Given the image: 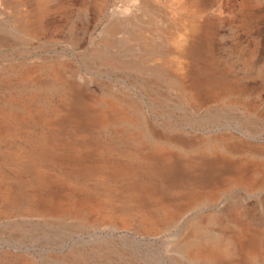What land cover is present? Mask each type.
<instances>
[{"label": "rangeland", "instance_id": "obj_1", "mask_svg": "<svg viewBox=\"0 0 264 264\" xmlns=\"http://www.w3.org/2000/svg\"><path fill=\"white\" fill-rule=\"evenodd\" d=\"M0 264H264V0H0Z\"/></svg>", "mask_w": 264, "mask_h": 264}, {"label": "bare ground", "instance_id": "obj_2", "mask_svg": "<svg viewBox=\"0 0 264 264\" xmlns=\"http://www.w3.org/2000/svg\"><path fill=\"white\" fill-rule=\"evenodd\" d=\"M187 3H188V2H187ZM143 4H144V3H143ZM144 5H145V4H144ZM187 27H188V26H187ZM165 31H166V30H164V32H165ZM166 32H167V31H166ZM172 32H173V31H172ZM184 33H185V32H184ZM140 34H141V33H140ZM166 34H167V33H166ZM133 35H134V34H133ZM179 35H181V34H179ZM179 35H178V36H179ZM188 35H189V34H188ZM130 37H131V35H130ZM136 37H137V36H136ZM143 37H144V36H142V38H143ZM162 37H163V36H162ZM164 37H165V36H164ZM169 37H170V36H169ZM190 37H191V36H190ZM144 38H145V37H144ZM187 38H188V37H187ZM130 39H131V38H130ZM172 39H173V38H172ZM174 39H175V38H174ZM195 39H196V38H195ZM168 40H169V39H168ZM171 42H172V41H171ZM184 42H185V41H184ZM184 42H183V43H184ZM174 44H176V43H174ZM178 44H179V43H178ZM180 44H181V43H180ZM186 44H187V43H186ZM186 44H184V45H186ZM189 44H190V43H189ZM172 46H173V45H172ZM190 46H191V45H190ZM192 46H193V45H192ZM175 48H176V47H175ZM172 49H173V48H172ZM173 50H174V49H173ZM176 50H177V49H176ZM182 51H183V50H182ZM182 51H181V52H182ZM175 52H176V51H175ZM185 52H186V51H185ZM171 54H172V53H171ZM181 54H182V53H181ZM183 54H184V53H183ZM174 56H175V55H174ZM189 66H190V65H189ZM51 75H52V74H51ZM55 76H56V74H55ZM65 86H66V85H65ZM65 88H66V87H65ZM63 91H64V90H63ZM67 91H68V90H67ZM66 94H67V93H66ZM68 95H69V94H68ZM68 97H69V96H68ZM62 98H63V97H62ZM105 110H106V109H105ZM71 115H72V114H71ZM67 117H68V116H67ZM47 138H48V137H47ZM53 139H54V138H53ZM49 140H50V139H49ZM55 141H56V140H55ZM30 142H31V141H30ZM51 142H52V141H51ZM47 143H48V142H47ZM30 144H31V143H30ZM48 145H49V143H48ZM31 146H32V145H31ZM55 146H56V145H55ZM55 146H54V148L57 147V146H56V147H55ZM39 147H40V146H39ZM43 147H44V146H43ZM49 147H50V146H49ZM49 147H48V148H49ZM41 148H42V147H41ZM28 150H29V149H28ZM40 150H41V149H40ZM26 151H27V150H26ZM36 151H37V150H36ZM27 152H28V151H27ZM32 152H33V151H32ZM47 152H48V151H47ZM23 153H24V152H23ZM28 153H29V152H28ZM35 154H37V153H34L33 155H35ZM37 155H38V154H37ZM37 155H36V156H37ZM43 155H44V154H43ZM50 155H53V154L50 153ZM40 156H41V155H40ZM44 156H45V155H44ZM27 157H28V156H27ZM38 157H39V156H38ZM42 157H43V156H42ZM45 157H46V156H45ZM18 158H19V157H18ZM18 158H17V159H18ZM48 158H49V156H48ZM23 159H24V158H23ZM28 159H29V158H28ZM31 159H32V158H31ZM43 159H44V158H43ZM18 160H19V159H18ZM39 160H40V158H39ZM46 160H48V159H46ZM37 161H38V160H37ZM23 162H24V161H23ZM32 162H33V161H32ZM34 162H35V161H34ZM39 163H40V162H39ZM42 164H43V163H42ZM18 165H19V163H18ZM18 165H17V166H18ZM23 165H24V164H23ZM34 167H35V166H34ZM36 167H38V166H36ZM146 167H147V166H146ZM26 168H27V167H26ZM142 168H143V166H142ZM150 168H151V167H150ZM12 169H13V168H12ZM14 169H15V168H14ZM43 169H44V168H43ZM139 169H140V168H139ZM21 170H22V169H21ZM21 170H20V171H21ZM29 170H30V169H29ZM31 170H33V169H31ZM132 170H133V169H132ZM22 171H23V170H22ZM137 171H138V170H137ZM135 172H136V171H135ZM31 173H32V172H31ZM45 173H46V172H45ZM139 173H140V172H139ZM17 174H18V173H17ZM19 174H20V173H19ZM26 174H27V173H26ZM99 174H100V173H99ZM103 174H104V173H103ZM134 174H135V173H134ZM145 174H146V173H145ZM21 175H23V174H21ZM35 175H36V174H35ZM105 175H106V174H105ZM136 175H137V174H136ZM43 176H44V175H43ZM45 176H46V175H45ZM99 177H100V176H99ZM106 177H107V176H106ZM118 177H119V176H118ZM128 177H129V176H128ZM21 178H22V177H21ZM33 178H34V177H33ZM22 179H23V178H22ZM25 179H26V178H25ZM35 179H37V178H35ZM103 179H104V178H103ZM103 179H102V180H103ZM105 179H106V178H105ZM15 181H16V180H15ZM23 181H24V179H23ZM30 181L32 182L33 180H30ZM27 182H28V181H27ZM38 182H39V181H38ZM27 185H28V184H27ZM135 185H136V184H135ZM144 185H145V184H144ZM24 186H25V185H24ZM33 186H34V185H33ZM149 186H150V185H149ZM22 188H23V187H22ZM24 188H25V187H24ZM20 193H21V191H20ZM23 195H25V194H23ZM7 196H8V195H7ZM17 196H18V195H17ZM17 196H15V197H17ZM25 197H26V196H25ZM18 198H19V197H18ZM27 199H28V198H27ZM25 201H26V199H25ZM35 201H36V200H35ZM24 203H25V202H24ZM26 203H27V202H26ZM33 203H34V202H33ZM11 205H12V204H11ZM25 205H26V204H25ZM42 205H43V204H42ZM12 206H13V205H12ZM23 206H24V205H23ZM48 208H49V207H48ZM16 209H17V208H16ZM30 210H31V208H30ZM189 254H190V253H189ZM192 261H193V260H192Z\"/></svg>", "mask_w": 264, "mask_h": 264}]
</instances>
